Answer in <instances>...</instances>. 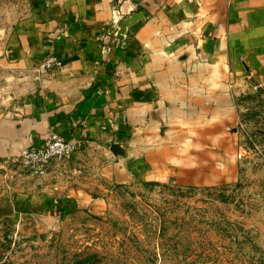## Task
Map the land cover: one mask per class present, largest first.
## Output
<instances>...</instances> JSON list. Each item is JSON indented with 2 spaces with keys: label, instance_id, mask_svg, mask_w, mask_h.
I'll return each mask as SVG.
<instances>
[{
  "label": "crops",
  "instance_id": "crops-1",
  "mask_svg": "<svg viewBox=\"0 0 264 264\" xmlns=\"http://www.w3.org/2000/svg\"><path fill=\"white\" fill-rule=\"evenodd\" d=\"M1 54L29 90L0 107V165L55 130L116 181L228 183L239 99L264 88V0H26Z\"/></svg>",
  "mask_w": 264,
  "mask_h": 264
},
{
  "label": "rangeland",
  "instance_id": "rangeland-1",
  "mask_svg": "<svg viewBox=\"0 0 264 264\" xmlns=\"http://www.w3.org/2000/svg\"><path fill=\"white\" fill-rule=\"evenodd\" d=\"M25 7L0 0V55ZM5 67L0 107L29 90ZM238 114L239 175L228 183L116 181L84 143L42 174L2 162L0 206L13 210L0 214V264H264V88L243 94Z\"/></svg>",
  "mask_w": 264,
  "mask_h": 264
},
{
  "label": "built area",
  "instance_id": "built-area-1",
  "mask_svg": "<svg viewBox=\"0 0 264 264\" xmlns=\"http://www.w3.org/2000/svg\"><path fill=\"white\" fill-rule=\"evenodd\" d=\"M60 64L59 57L47 55L38 62L36 69L43 72ZM83 143L84 139L81 136L67 137L51 130L46 134L42 144L24 146L15 155L6 158L4 162H17L32 173L42 174L52 160L73 155Z\"/></svg>",
  "mask_w": 264,
  "mask_h": 264
},
{
  "label": "water",
  "instance_id": "water-1",
  "mask_svg": "<svg viewBox=\"0 0 264 264\" xmlns=\"http://www.w3.org/2000/svg\"><path fill=\"white\" fill-rule=\"evenodd\" d=\"M114 146L117 147L118 144L114 143ZM12 210H13V207L0 206V214L1 213H8V212H11Z\"/></svg>",
  "mask_w": 264,
  "mask_h": 264
}]
</instances>
